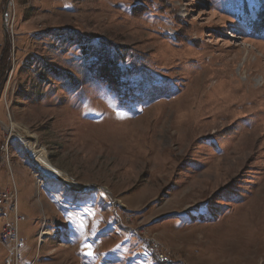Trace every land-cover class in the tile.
Returning <instances> with one entry per match:
<instances>
[{
	"label": "rangeland",
	"instance_id": "rangeland-1",
	"mask_svg": "<svg viewBox=\"0 0 264 264\" xmlns=\"http://www.w3.org/2000/svg\"><path fill=\"white\" fill-rule=\"evenodd\" d=\"M9 135L21 264H264V0H0Z\"/></svg>",
	"mask_w": 264,
	"mask_h": 264
},
{
	"label": "built area",
	"instance_id": "built-area-1",
	"mask_svg": "<svg viewBox=\"0 0 264 264\" xmlns=\"http://www.w3.org/2000/svg\"><path fill=\"white\" fill-rule=\"evenodd\" d=\"M10 139L11 136L9 135L7 140L0 146L1 164H4V150H6V144ZM11 190H13L12 187L0 186V210H5V217L0 223V246L6 248L7 252L3 264H21V256L19 254L21 244L18 238V225L20 222L25 221L26 218L19 215L17 202H12ZM10 214H12L11 219H9ZM164 260L167 259L164 258Z\"/></svg>",
	"mask_w": 264,
	"mask_h": 264
},
{
	"label": "bare ground",
	"instance_id": "bare-ground-1",
	"mask_svg": "<svg viewBox=\"0 0 264 264\" xmlns=\"http://www.w3.org/2000/svg\"><path fill=\"white\" fill-rule=\"evenodd\" d=\"M8 147V142L6 144V150H4V160H7L10 157V153L7 152V148ZM11 198H12V202H17V196H16V190L15 188H13V190H11ZM0 217L1 219L5 217V210H0ZM50 235L48 231H43L42 235H39V239H42V237H46ZM41 242V240H40Z\"/></svg>",
	"mask_w": 264,
	"mask_h": 264
},
{
	"label": "snow or ice",
	"instance_id": "snow-or-ice-1",
	"mask_svg": "<svg viewBox=\"0 0 264 264\" xmlns=\"http://www.w3.org/2000/svg\"><path fill=\"white\" fill-rule=\"evenodd\" d=\"M89 254H91V253H89Z\"/></svg>",
	"mask_w": 264,
	"mask_h": 264
}]
</instances>
